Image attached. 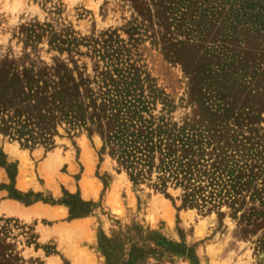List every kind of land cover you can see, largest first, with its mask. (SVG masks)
<instances>
[{
	"label": "rangeland",
	"instance_id": "1",
	"mask_svg": "<svg viewBox=\"0 0 264 264\" xmlns=\"http://www.w3.org/2000/svg\"><path fill=\"white\" fill-rule=\"evenodd\" d=\"M0 264H264V0H0Z\"/></svg>",
	"mask_w": 264,
	"mask_h": 264
},
{
	"label": "trees",
	"instance_id": "2",
	"mask_svg": "<svg viewBox=\"0 0 264 264\" xmlns=\"http://www.w3.org/2000/svg\"><path fill=\"white\" fill-rule=\"evenodd\" d=\"M130 136H133V134H131ZM111 140H113L115 142V145L118 146V153H120L118 160L124 165L127 164L124 167L130 172V177H132L135 180L136 179L135 176L139 175L140 171L136 172V174L133 175V172L129 170L134 167V164H132L131 162L132 161L131 155H132V151H134V145H135V144L134 145L131 144L133 139L132 138L129 139L128 136L124 133V130H120L118 134L113 135L109 141ZM162 154H163V158L165 159L169 158L167 152H164ZM123 157H125L126 159L124 160Z\"/></svg>",
	"mask_w": 264,
	"mask_h": 264
}]
</instances>
